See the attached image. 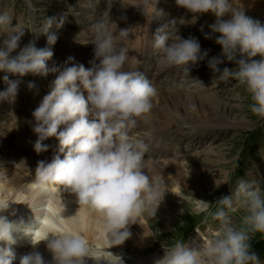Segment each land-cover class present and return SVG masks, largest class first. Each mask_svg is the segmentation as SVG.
I'll return each mask as SVG.
<instances>
[{
  "label": "clouds",
  "instance_id": "9594fccd",
  "mask_svg": "<svg viewBox=\"0 0 264 264\" xmlns=\"http://www.w3.org/2000/svg\"><path fill=\"white\" fill-rule=\"evenodd\" d=\"M176 4L194 14L191 23L197 19L195 14H214L216 22L209 25L210 31L219 34L215 43L220 45L223 57L236 67L219 69L223 62L219 57L210 58L208 67L214 73L219 72L220 80H235L243 86L250 98V112L264 119V23L245 15L242 7H233L237 0H176ZM226 14L231 18L223 19ZM14 16L10 9L0 8V35L5 36L0 43V72L5 73L2 79L7 85L0 91V101L8 102L15 99L20 83L18 79H9L8 74L44 77L56 71L47 66L53 56L50 47L37 48L34 42L20 47L25 28L19 20L12 25ZM53 22L54 18L45 22V31ZM177 23L185 21L174 19L167 28L157 30L153 48L159 63L180 67L188 73L191 65L205 59L207 51L201 52L195 38L177 35ZM62 24L61 19L56 27ZM93 31L92 66L66 67L32 112L35 121L32 131L37 136L34 151H47L49 146L43 141L55 137L59 152L63 153V158L56 155L49 163L38 161L34 183L37 187L58 184L73 193L79 205H86L98 214L103 232L114 246L130 237L126 227L130 221L145 213L155 214L159 205L156 202H161L165 194L164 182L149 176L145 170L148 144L132 135L139 119L150 113L156 91L140 71L123 70L129 57L120 45L129 30L121 29L114 35L116 25L102 17ZM56 39L52 33L47 42L54 45ZM18 48L16 55H10ZM257 56L259 59H253ZM80 86L86 90L87 97ZM27 87L31 90L36 85L29 81ZM234 200L243 210L239 227L226 211L234 210ZM215 205V211H209V203L204 201L199 209L220 222L214 237L198 249L176 242L164 249V255L155 264H258L249 241L251 234L264 233V190L240 181L232 195L222 196ZM8 207L9 202L0 200V212ZM28 227L30 224L0 215V242H4L0 247V264H12L15 258L12 246L19 235H30L25 231ZM40 241H46L53 264H85L84 258L88 257L86 241L80 234L49 235L39 241L32 240V244L35 246ZM20 264H46V261L40 252L33 251L21 257Z\"/></svg>",
  "mask_w": 264,
  "mask_h": 264
},
{
  "label": "bare ground",
  "instance_id": "6f19581e",
  "mask_svg": "<svg viewBox=\"0 0 264 264\" xmlns=\"http://www.w3.org/2000/svg\"><path fill=\"white\" fill-rule=\"evenodd\" d=\"M102 1H66L68 8L66 12L57 13L75 16L74 18H77L78 22L74 18L72 20L76 22V31L67 32L62 28H58L54 33L57 36L54 45H49L47 42L48 35L52 34L50 32L44 34L45 38L38 37L34 41L37 48H51L53 56L47 61V66L49 69H56V71H50L44 77L37 75L38 80L36 79L35 82H38L39 86L36 87V91L35 88L28 89L26 83L28 81H26L25 76L18 77L8 74L9 79H18L20 83L17 95L12 102L0 101V200L9 202L8 209L0 212V215L7 216L10 221H23L24 224L26 222L25 225L30 224V227L25 229L27 232L32 228L33 217L26 219L19 216L29 210L35 216L40 215L41 217L43 212L35 210L38 207L43 208L45 201L51 195L50 208L57 211L63 218V222H58V225H61L60 227L65 232L71 231V233L82 235L87 248L97 247L94 250L97 255H87L88 257L84 258L85 264H119L120 261H122V264H155V261L162 258L163 255L158 257L146 256L148 251L145 247L151 235L148 233L149 227L146 220L149 219V216L146 218L140 215L130 221V224L126 226L127 230L130 228L128 230L131 233L130 237L122 244L113 246L103 232L102 221L98 214L86 205H79L73 193L65 191L63 186L51 184L47 186L49 191L47 195L45 192L42 193V189L35 185V170L38 161L49 163L56 155L63 158V153L59 152V142L55 137H49L43 141L49 146L47 151L41 153L34 151L33 144L37 136L32 131L35 123L32 112L40 104L42 98L49 93L53 81L66 67H71L73 64H82L85 69H88L92 66L90 61L93 60V26L102 17L109 19V22L116 25L114 35L118 34L121 29L129 30L128 37L124 38L120 45L125 47L129 57L128 64H125L123 70L140 71L151 82L156 91L150 113L139 119L137 127L132 130V135L133 138L138 137L148 144V151L144 156L145 170L149 176L159 177L164 182L165 195L168 193L167 199L164 195L161 202H156L159 205L154 215H161L162 219L169 220L173 207L169 205L163 207L166 205L163 202L175 200L182 191L194 190L179 180H192L199 183V179H202L205 182H210L207 178H201L200 172L194 174L189 170L192 159L198 153L206 150L199 147L200 150L197 154V149H193L190 152L191 154L188 153L190 155L184 154L180 148L181 146H179L181 138L191 137V135L193 137L195 134L200 135L203 130L209 128L233 126V123L227 114L226 105H221L216 100L211 101L209 98H205L206 95L200 97L198 93H194L197 88L192 82L181 87L183 81L180 79L182 77H174V67H166L159 63L157 51L153 48L154 37L157 30L167 28L170 21L174 19L179 21L183 18L185 23H177L176 27L178 29L177 35L185 39L191 37L187 32L188 28L199 31V29L204 28L203 24L209 27V25L215 23L216 17L211 12L202 13V16L191 23L193 17H191V12L178 6L176 0H157V2L156 0H112V5L107 7L102 5ZM259 2L260 0H237V5H233V7H242L245 15L255 18V9L259 16L263 14L262 8L257 7ZM61 9L62 6L57 11H61ZM175 15H178L177 19ZM230 18V14L223 17L225 20ZM64 20L67 19L64 18ZM16 24L12 20V25L15 26ZM71 25L74 26L73 23ZM208 30L210 31V28ZM4 38V35H0V43ZM81 38L82 40H80ZM18 51L19 48L10 55L14 56ZM211 57L217 56L207 54L206 59L201 62H208ZM96 62L98 63V61ZM4 75V72H0V91L7 86L2 79ZM167 78L169 79L167 80ZM193 85L194 87L191 88L190 86ZM189 90L193 91L189 93ZM201 90L203 91L204 88H201ZM80 91L87 97V92L82 86H80ZM210 105L212 107H209ZM218 118L222 122H219ZM63 127V125L60 126L58 131L62 130ZM207 155L209 156L210 153L208 152ZM202 162L204 164L210 163L207 157ZM214 163L217 162L208 165H214ZM178 176H180L179 179ZM189 177L193 179H189ZM192 187L194 188V186ZM24 198L26 201L21 202ZM31 206H34V208ZM163 208L165 211H162ZM19 209L25 211L21 213L17 211ZM50 214V218L55 221L56 219L52 217L54 215L51 216ZM51 232L55 231L51 230L49 233ZM140 235L143 237L140 238ZM22 236L24 235H19L17 243L12 246L15 253L12 264H20L21 257L33 251L40 252L46 264H53L52 253L46 248V241H40L34 246L33 244H26L24 240L27 239ZM193 243L189 246L196 249V244ZM3 246L4 242H0V247ZM116 249L122 252H117ZM104 253L113 255V260L107 258ZM134 255L140 257L134 258Z\"/></svg>",
  "mask_w": 264,
  "mask_h": 264
},
{
  "label": "rangeland",
  "instance_id": "374dc122",
  "mask_svg": "<svg viewBox=\"0 0 264 264\" xmlns=\"http://www.w3.org/2000/svg\"><path fill=\"white\" fill-rule=\"evenodd\" d=\"M66 1L68 2V0H0V8L10 9L14 13V17L20 18V22H23V24L27 25V29H25V33L23 35L25 39L21 38L20 40V46L23 47L29 42H34L38 39V37L45 38L44 34H47L46 32L56 33L58 30L56 27V22L60 21L61 19L63 20V24L61 27H59V29L62 28L67 32L76 31L75 24L78 22V20L77 18H74L75 16L61 15L60 13H57L66 12L68 9ZM259 4L257 7L260 9L262 8L263 14L259 16L257 14V10L255 9V18H253L255 20H259L261 23H264V0H260ZM102 5L105 7L112 5V0H103ZM61 6V11H57V9ZM192 14L193 13H191V17L194 15ZM195 15L197 16V19L199 16H202L201 14ZM177 17L178 15H175L176 19ZM49 18H54V22L52 27L45 31V22ZM64 18L67 20L65 21ZM73 18L76 22L72 20ZM16 20L17 19L13 18V21L18 23L19 19L17 21ZM71 22L74 26L71 25ZM203 26L204 28L199 29V31L191 28H188L187 30V32L191 35V38H195L198 41L201 52L206 50L207 54L219 57L223 61L218 65V68L221 70L224 67H227L230 70L235 68V63L232 61H227L222 55L220 45L215 43L216 36L219 34L211 33V31L208 30L209 27H206L204 24ZM206 33L209 34L210 39L205 38ZM187 38L190 37H186L185 39ZM75 40L78 41L79 39ZM80 40H82V38ZM237 58H239V54ZM253 59H259V56L253 57ZM190 67L191 68L188 73L184 72L180 67L173 68L174 77H182L180 79L183 81L181 87H184L192 82L194 83L195 88L199 89H196L194 93H198L200 97H204V95H206L205 98H209L211 101L216 100L219 104L226 105L227 114L230 118V121L233 123V126L209 128L203 130L200 135L195 134L193 137L191 135V137L187 136L186 138H181L179 146H181L180 148L184 154L190 153L193 151V149H197V154L198 150H200L199 147L206 150L202 153H198V155L192 159L189 170H191L194 174L200 172L199 174L201 175V178H207L210 180V182H205L202 179H199V183L192 180H185L186 182L179 180L194 190L182 191L175 200H166L163 202L166 204L163 207H168V205L173 207V212L170 213L169 220L162 219L161 215L157 216L146 213L142 214L143 217L146 218L149 216V219L146 220L149 227L148 233L151 234L149 237L150 239L148 238L149 241L145 247L148 251V255L146 256L158 257L164 255V249L172 246L174 243H176V239L180 237H182V239H190L192 236L193 237L191 239H193L195 237L194 240L188 241L187 244L190 245L194 242L193 244H196V249L202 247L207 240L214 237L216 231L219 229L220 222L213 220L207 212L199 210L204 201L209 203V211H215V202L222 196L232 195L236 184L240 181L246 182L253 186H258L264 190V119H259L250 112V98L245 92L243 86L239 85L237 81L231 79L220 80L218 78L219 72L214 73L208 67V62L200 61L195 65H191ZM25 78L28 82H34L36 87L39 86L38 82H35L36 79L38 80L37 76L26 74ZM168 79L169 78H167V80ZM28 82L26 83L28 84ZM194 85L190 87L192 88ZM36 87L35 89L33 88L35 91ZM201 88H204V90L202 91ZM192 91L193 90H189V93ZM170 107L172 106L170 105ZM209 107L212 106L210 105ZM214 117L216 118V116ZM217 120L222 122L219 118ZM199 136L202 138H197ZM208 152L210 153L209 156L207 155ZM206 157L209 158L210 163L216 161L218 164H204L202 160L204 158L206 159ZM179 178L180 176H178V179ZM189 179L193 178L189 177ZM192 186H194V188ZM40 188L42 189V193L45 192V194H49L47 186ZM165 197L166 199L168 198V193L165 195ZM50 198H52L51 195L45 201L43 208L38 207L35 211L43 212V209H46L49 211V213H51V216L54 215L52 217L56 219L55 221L63 222L62 216L57 211L50 208V202L52 201ZM25 201L26 199L24 198L21 202ZM233 203L235 206L234 210L226 211H228V215L231 217L233 223L239 227L243 210L236 204L235 200ZM31 207L34 208V206ZM22 209L17 211L22 213L25 211H22ZM162 211H165L164 208ZM32 213L33 212H29V210H27V212L25 211L19 217L26 219L33 217L32 220H42L44 218L43 216H41V218L40 215L35 216ZM198 234L201 235L198 237ZM141 237L143 236L140 235V238ZM24 239L26 238L24 237ZM182 239H178L177 242L185 243V241H181ZM249 243L251 245V251L255 252L258 257V264H264V233L257 232L251 234ZM96 248V246L95 248H87L89 249L87 252H92ZM116 251L122 252L118 249H116ZM150 252L152 255H149ZM139 255H134V258L140 257ZM106 257L108 258V256ZM111 257H113V255Z\"/></svg>",
  "mask_w": 264,
  "mask_h": 264
}]
</instances>
